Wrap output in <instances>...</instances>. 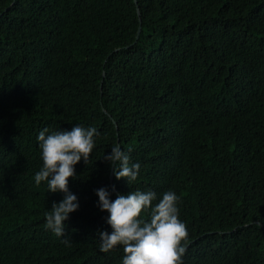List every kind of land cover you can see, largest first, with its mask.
Listing matches in <instances>:
<instances>
[{"label":"trees","instance_id":"16d2710c","mask_svg":"<svg viewBox=\"0 0 264 264\" xmlns=\"http://www.w3.org/2000/svg\"><path fill=\"white\" fill-rule=\"evenodd\" d=\"M76 125L99 135L65 244L37 136ZM115 145L141 165L130 185ZM101 188L174 191L183 264H264V0H0V264H122L123 246L99 250Z\"/></svg>","mask_w":264,"mask_h":264},{"label":"clouds","instance_id":"9594fccd","mask_svg":"<svg viewBox=\"0 0 264 264\" xmlns=\"http://www.w3.org/2000/svg\"><path fill=\"white\" fill-rule=\"evenodd\" d=\"M98 135L95 127L76 125L71 131L51 134L44 128L37 136L43 166L34 176L35 184L46 182L48 192L64 193V198L59 203L53 202L51 210L45 213V227L57 237H63L65 244L70 243L65 222L70 213L79 209L78 198L69 191L68 182L75 178L74 166L82 158L88 164ZM103 158L114 165L112 171L117 180L126 179L129 185L137 180L141 165L131 163L119 145L113 146L111 153ZM96 195L97 206L108 213L106 222L112 229L111 233L97 232L101 252L108 253L121 245L125 254L122 264H183L188 231L179 219V197L174 191L163 193L154 206L157 194L151 190H136L126 196L117 194L115 200L109 199L111 193L106 188L98 189ZM142 212L149 213L147 220L140 218Z\"/></svg>","mask_w":264,"mask_h":264},{"label":"water","instance_id":"95a60500","mask_svg":"<svg viewBox=\"0 0 264 264\" xmlns=\"http://www.w3.org/2000/svg\"><path fill=\"white\" fill-rule=\"evenodd\" d=\"M133 1L135 2V0H133ZM136 14H137V16H138V18H139V12H138V8H137V7H136ZM138 31H139V26L137 27L135 37H137ZM99 88H100V87H99ZM112 122L114 123L113 120H112ZM114 125H115V124H114ZM115 129H116V128H115ZM111 179H112V171L110 170L109 175H108V180H109L110 187H111V188L113 189V191H114V188H113V186H112V184H111Z\"/></svg>","mask_w":264,"mask_h":264}]
</instances>
